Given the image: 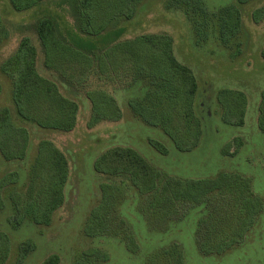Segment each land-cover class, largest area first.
<instances>
[{
  "label": "trees",
  "instance_id": "1",
  "mask_svg": "<svg viewBox=\"0 0 264 264\" xmlns=\"http://www.w3.org/2000/svg\"><path fill=\"white\" fill-rule=\"evenodd\" d=\"M101 1L106 0H9L16 12L35 10L34 20L19 26L28 33L1 64L12 83L13 103L12 107L0 108V151L6 161L18 166L0 178V209L5 205L4 190L15 204L8 217L13 227L25 222L48 225L64 204L69 161L54 141L41 138L28 169L24 164L31 143L30 127L72 131L80 110L78 95L82 92L91 102L89 127L103 120L120 119L122 111L112 91L135 89L138 94L132 96V107L136 115L160 127L179 150H189L204 130L196 107L198 77L176 56L174 37L168 32L127 36L132 22L120 25L118 17L125 15L130 21L135 14L132 5L140 0H117V10L107 14L101 10ZM258 1L261 2L236 0L211 8L206 0H170L167 7L181 11L194 31L205 36L212 34L225 46L234 47L239 45L238 35L243 26L242 7ZM252 17L259 22L264 18V2L253 10ZM261 53L264 56V48ZM40 55L48 74L39 70ZM227 94L231 95L228 103L224 97ZM217 97L225 116L236 117L238 126L244 124L246 93L224 88L217 92ZM258 110V126L264 133V90ZM240 140H233L237 146L234 152H230L232 143L224 152L234 154L242 145ZM151 143L160 152L168 153L165 143L155 139ZM94 167L106 180L101 183L105 205L112 206L116 185L132 186L139 196L137 205L145 226L154 233L171 231L176 223L187 218L190 208H198L195 239L203 255L226 253L241 243L238 238L248 230L264 236V197L253 191V177L226 172L206 179L168 176L131 146L105 150L96 158ZM21 170L28 171L24 192L14 187L20 181ZM11 184L14 186L8 190L6 186ZM122 217L109 215L108 222L114 228L109 227L108 237L119 238V233L123 234L121 239L135 252L137 232L126 226ZM117 225L123 232L117 231ZM30 249L31 244L26 242L23 258ZM9 256L10 237L0 229V264H5ZM61 261L55 252L40 264ZM145 264L186 263L181 245L173 243L151 254Z\"/></svg>",
  "mask_w": 264,
  "mask_h": 264
},
{
  "label": "rangeland",
  "instance_id": "2",
  "mask_svg": "<svg viewBox=\"0 0 264 264\" xmlns=\"http://www.w3.org/2000/svg\"><path fill=\"white\" fill-rule=\"evenodd\" d=\"M168 1L134 2V17L129 21L124 15L118 20L120 25L132 22L127 36L143 32H168L174 37L176 56L193 69L199 81L196 107L204 130L198 139H194L196 144L193 143L189 150H179L160 127L150 125L137 116L132 107V96L138 94L135 89L112 91L122 111L120 119L103 120L89 127L91 102L82 92L78 95L80 110L72 131L30 127L31 143L24 166L28 169L41 138L53 140L69 161L65 201L55 211L50 224L25 222L16 228L8 221L15 204L8 192L3 190L5 205L0 209V229L7 231L10 237V256L5 264H40L55 252L62 259L60 264H75L77 260L83 264H145L151 254L173 243L181 245L186 264H264V236L260 237L259 232L252 233L251 230L246 232L247 237H239L241 243L226 253L203 255L195 239L198 221L196 207L190 208L187 218L176 223L171 231L159 234L145 226L146 221L138 208L140 205H137L139 196L132 186L116 185L112 206L105 205L101 183L106 180L95 170L94 162L105 150L115 146L134 147L168 176L206 179L226 172L253 177V191H258L256 194L264 197V133L258 126V106L264 90V56L261 53L264 48V18L259 22L252 17L253 10L264 0L242 7L243 26L238 35L239 45L234 47L231 44L230 47L225 46L217 36H205L194 31L181 11L167 7ZM235 1L206 0L211 8ZM100 6L107 14L116 11L118 3L117 0H106ZM34 18L35 10L16 12L9 0H0V108L12 107L13 103L12 83L2 71L1 64L15 52L21 39L28 33L19 26L29 25ZM68 18L72 20L69 15ZM40 57L39 70L48 74L42 64V55ZM224 88L244 91L248 97L245 122L240 126L236 125V117L225 116L218 101L217 92ZM63 92L67 93L66 89ZM230 96L224 95L227 103ZM236 137H240L242 145L232 155L225 153L229 143H232L230 152L235 151L237 146L233 140ZM154 139L166 144L169 149L167 154L154 147L151 143ZM17 166L16 162L6 161L0 151V178ZM21 171L17 186L12 183L6 186L8 190L11 186L20 192L26 190L28 171ZM122 214L126 217H122ZM109 215L122 217L126 226L136 230L137 251L130 250L128 242L121 239V233L119 238L108 237L109 227L114 228L108 222ZM262 224L264 226V217ZM115 228L118 232L122 231L120 225ZM26 242L31 244V249L23 258Z\"/></svg>",
  "mask_w": 264,
  "mask_h": 264
}]
</instances>
